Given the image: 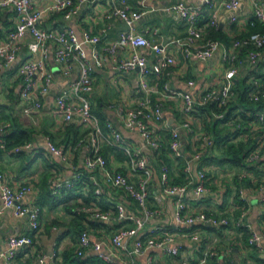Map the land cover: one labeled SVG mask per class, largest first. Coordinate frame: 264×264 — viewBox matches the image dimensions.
Wrapping results in <instances>:
<instances>
[{
    "label": "built area",
    "instance_id": "2783aa9c",
    "mask_svg": "<svg viewBox=\"0 0 264 264\" xmlns=\"http://www.w3.org/2000/svg\"><path fill=\"white\" fill-rule=\"evenodd\" d=\"M35 1L0 0V12L11 7L16 14L14 26L7 30L4 38H0V73L6 66L20 59L16 71V76L21 80L18 105L25 115H30L41 107L40 98L49 93L54 81V68L66 80L54 98L62 126L78 124L85 128V132L66 146L55 145L50 140L47 146L52 154L64 162H70V158L83 149V168H75L72 176L65 180L50 179L49 182H53L50 188L52 196L60 198L78 187H82L85 193L92 192L88 202H78L72 210L84 213L93 222H118L119 227L110 241L130 256L151 248H159L168 256H174L183 245L182 242H177V238L189 237L193 241L200 239L198 233L183 231V227L195 224L215 227L229 225L231 220L226 216L216 217L203 211L186 213L184 195L191 184L197 196L207 191V168L201 165L193 174V164L210 154L213 139L202 130V125L194 126L198 121L197 117H204L198 112L197 106L214 104L218 109L210 111V114L217 120L222 119L227 104L235 99L233 87L242 74L243 62L246 61L248 66H252L264 52V31L233 36L228 41L203 37L200 21L204 8L211 10L204 27L217 28L218 9L235 10L239 0H198L195 5L178 1L166 7L167 11L175 13L185 23V34L172 36L170 39V42L182 50L185 58L210 59L217 51L220 52L219 81L196 95L191 91L176 89L168 79H162L163 72L175 64V56L166 43L155 42L133 29V24L142 13L126 4H118L119 1L124 3V0L112 1L103 14L105 23L97 33L89 29L77 31L69 26L57 28L53 26V20L52 23L48 22L55 13L71 16L85 0H51L42 7L35 6ZM138 1L142 4L145 0ZM115 20L125 22L129 29L120 31L115 38L110 39V29ZM228 22L241 24L240 18L235 14L230 16ZM245 23L251 27L256 23L264 24V0H252V17ZM27 33L29 39L25 42ZM152 33L157 35L158 28H154ZM99 43H103L102 49L110 54L128 50V55L120 58L115 68L119 71L136 72V99L132 106L119 104L116 114L126 130L136 132L141 137L142 144L132 142L109 120H105L106 132H103L97 116L92 112L88 98L93 89L91 74L103 64L97 48ZM86 46L89 47L88 51ZM139 48L144 51L140 52ZM25 53L27 55L23 56ZM247 83V99L260 102L262 107L254 112L244 110L246 115H254L255 118L247 124H238L237 127L245 129L246 134H258L257 141L252 145L245 161L248 164L263 162L264 165V77L250 74ZM187 84L193 86L195 81L188 79ZM169 102H175L176 110L181 116L175 126H170L165 118V106ZM239 110L243 111L241 108ZM9 127L8 121H0L2 149H6L4 136ZM181 132L191 134L197 142L195 150L185 151ZM163 142H166L169 154L174 160L185 161L182 172L187 179L182 184H172L169 182V166H159L162 191L174 199L175 225L170 228L162 224L148 225V220L160 212L159 207L150 204L149 196L156 174L154 157ZM27 146L28 143L17 145L13 149L19 151ZM104 147H109L123 157L127 172L109 164V159L102 152ZM30 190L29 184L11 186L0 172V215L5 209L11 208L17 216L27 215L31 228L37 230L40 208L20 203L24 194ZM258 190L261 201H264V178L259 182ZM112 192H120L125 198L124 201L115 200L110 194ZM238 197L242 206L232 223L247 229L250 232L248 244L259 247L264 236L245 221L247 197L242 188H239ZM130 205L134 210H128ZM31 244V236H11L7 240L8 249L0 251V259L4 264H13L16 248ZM90 246L100 259L110 263L113 261L109 253L103 252L102 241H91L88 231L82 230L78 238L77 255H82L83 249ZM214 254L213 251L204 250L196 261L184 259L180 264H206ZM42 261L43 257L38 264ZM147 264H153V261L149 259ZM227 264L237 263L230 260Z\"/></svg>",
    "mask_w": 264,
    "mask_h": 264
},
{
    "label": "crops",
    "instance_id": "0c3cea01",
    "mask_svg": "<svg viewBox=\"0 0 264 264\" xmlns=\"http://www.w3.org/2000/svg\"><path fill=\"white\" fill-rule=\"evenodd\" d=\"M50 1L36 0L35 6L42 7ZM112 1L85 0L79 4L76 13L71 16L65 17L62 13H55L48 22L52 23L53 20V26L57 28L69 26L77 31L89 29L97 33L105 23L103 14ZM178 1H184L191 5L198 3V0H145L142 4L138 0L117 2L139 9L142 14L133 24V29L155 42L166 43L168 49L175 56V64L163 72L162 79H168L171 86L176 89L191 91L196 95L204 88L219 81L220 52L217 51L214 57L210 59H187L182 50L170 42L172 36H182L186 31L184 21L166 9L167 6ZM233 14L240 18L241 24H229V18ZM210 15L211 10L205 7L200 21L204 38H206V31L211 29V27H204ZM217 16V28L221 29L229 39L233 36L248 34L257 26L264 27V24L261 23H256L252 27L245 23L247 19L252 17V0H239L235 10L219 8ZM15 21L16 14L13 8L9 7L0 12V38H4L7 30L14 26ZM121 23L120 20H115L114 26L110 29V39L119 34ZM154 28H158L157 35L152 33ZM28 39L27 33L25 42ZM102 45L103 43H99L97 48L103 59V64L92 72L93 89L88 94L92 112L97 116L103 132H106L105 120H109L132 142L142 144L141 137L136 132L126 130L116 114V107L119 104L132 106L136 99V72L119 71L115 68L116 62L128 55V50L110 54L102 49ZM86 49L88 51L89 47L86 46ZM24 50L26 52V48ZM139 51L143 52L144 49L139 48ZM26 53L23 56L27 55ZM19 61L20 59H16L0 73V121H8L12 125L20 124L30 130V137L26 142L28 146L19 151H15L14 147L12 149L0 147V172L4 174L6 181L13 187L31 185V190L24 194L20 203L25 206H38L40 216L39 228L35 230L31 228L27 215L17 216L11 208L5 209L0 215V251L8 249L7 240L11 236L28 235L33 238V244L16 248L13 264H38L41 257H43V261L40 264H147L149 259L153 261V264H180L184 259L196 261L204 250L215 253L206 264H227L230 260H234L237 264H264V238H261L259 247L248 246L243 238V230L232 223L241 208L238 191L239 188H242L247 197L245 221L253 230L264 236V201H261L258 190V184L264 178L263 162L249 163L246 168L230 167L226 163L227 167L235 169L232 178L229 180L223 176L220 178L217 176V168H222V164L203 160L193 164V174H195L194 170L201 165L207 168V191L197 196L194 193L193 185L189 186L184 195L186 213L203 211L216 217L226 216L231 222L227 226L220 227L207 225L209 228H204L199 226L200 224L183 227V231L198 233L200 239L193 241L189 237L177 238V242H182L183 245L179 253L174 255V260L166 259L168 255L159 248H151L141 254L130 256L114 246L110 239L119 227L118 222L86 223L81 220V229L74 233L78 225L73 221L69 210L72 206L73 209L78 202L90 199L92 192L85 193L82 187H78V189L69 191L60 198L53 197L50 193L53 182H49V180H65L72 176L75 168L82 169L84 150H79L70 158V162H64L48 150L47 142L50 140L55 145L66 146L72 140L64 142L65 137L73 136L75 129L78 131V137L85 132V128L78 124L62 126L61 116L57 112L54 98L66 80L60 76L58 71L55 72L49 93L40 98L41 107L30 115L22 113L18 105L21 80L16 76ZM253 69H261V72H264V52L256 64L252 66H248L246 61L243 62L242 74L249 76ZM188 79H193L195 84L189 86L187 84ZM164 114L170 126H175L181 119L176 110L175 102H169L165 106ZM197 118L198 121L195 122L194 126L201 127L203 118L200 116ZM181 137L185 149V141L187 144L188 136L181 132ZM185 151L191 152L192 150L186 149ZM102 152L109 159V164L113 168L127 172L126 162L118 152H114L109 147H104ZM181 160L171 159L169 181H179V183L171 182L172 184H182L187 180L182 172L185 161L182 160V165H178ZM155 168L156 174L150 187L149 198L150 204L153 207H159L160 212L148 220V225L162 224L170 228L175 225L174 199L162 191L157 164ZM44 183L47 186V191L49 189L50 200H56L55 205H52V200L44 201L46 193ZM110 194L115 200L124 201L125 199L120 192ZM130 207L131 205L128 210H134L133 206ZM82 230L88 231L91 241H102V250L111 255L113 260L111 263L100 259L92 246L84 248L82 255H77L78 238ZM69 249L75 252V262H70V259H63L64 251ZM0 264H4L1 259Z\"/></svg>",
    "mask_w": 264,
    "mask_h": 264
},
{
    "label": "trees",
    "instance_id": "16d2710c",
    "mask_svg": "<svg viewBox=\"0 0 264 264\" xmlns=\"http://www.w3.org/2000/svg\"><path fill=\"white\" fill-rule=\"evenodd\" d=\"M259 24V23H258ZM264 31V27L257 26L254 30L250 31ZM206 38H212V39H220L224 41H228L229 37L225 35L221 29L218 28H211L206 31L205 34ZM259 71V72H258ZM252 74H255L260 77H264V72H261V69H253ZM248 76L241 74V76L236 81L233 90L235 91V99L230 101L227 104V110L225 113V116L222 119H215L211 114L210 111L217 110L218 108L212 104L208 103L206 105L197 106V110L199 113L203 114V126L202 130L206 132L209 136L213 139V145L210 148V154L206 157H203V161H211L216 164H223L227 163L230 167H244L246 168L248 166V163L245 161L246 156L251 149L252 145L257 141V135L258 134H246L247 131L245 129L237 127L238 124H247L251 119L255 118L254 115L248 116L244 113V110H250L251 112L259 110L262 105L260 102H251L246 97V92L248 89ZM239 108H241L243 111H240ZM231 121L230 123H228ZM9 131L5 133V147L7 149L12 147H15L17 145H23L27 142V140L30 137V130L27 128L22 127L20 124L15 123V125L10 124ZM224 125L223 127H221ZM77 130H74L73 136H70V138L65 137L64 142H74L75 138L77 137ZM83 134V133H82ZM81 134V135H82ZM187 137V144L185 141V150L193 151L197 148V142L194 141L191 134L186 133ZM190 135V136H189ZM241 137L239 140L230 141L233 138ZM167 137V136H166ZM216 150H220V153H216ZM171 159H173L169 154V148L166 144V142H163L160 148V151L156 154L154 157L153 165L161 164H167L169 167L171 165ZM183 160V159H182ZM179 161L178 165L181 166L183 161ZM156 169V168H155ZM184 181V180H183ZM180 181V182H183ZM170 182V181H169ZM172 183H179L176 181H171ZM170 182V183H171ZM45 186V199L44 201H51L50 200V193L49 189L47 191L46 184ZM44 198V196H43ZM239 199V198H238ZM90 199H85L86 202H88ZM240 202V201H239ZM42 203V202H41ZM56 200H52V205H55ZM241 204V202H240ZM42 205V204H41ZM242 206V205H241ZM73 207V206H72ZM69 210V212L72 214V219L74 222L77 223L78 228L76 231L74 230V233L78 232L81 228L80 221L83 220L86 223H96L89 219H87L86 215L84 213H77L75 211ZM199 226L204 228H209L207 224H200ZM195 227V226H194ZM241 230H243V238L246 241V244L248 246H251L248 244V238L250 235V232H247V229L239 227ZM75 252L69 250L64 251L63 253V259H70V262H75Z\"/></svg>",
    "mask_w": 264,
    "mask_h": 264
},
{
    "label": "rangeland",
    "instance_id": "374dc122",
    "mask_svg": "<svg viewBox=\"0 0 264 264\" xmlns=\"http://www.w3.org/2000/svg\"><path fill=\"white\" fill-rule=\"evenodd\" d=\"M241 137H236V138H233V139H231L230 141H236V140H239ZM216 153H219V154H221L220 153V150H216L215 151ZM228 165L226 164V163H223L222 165H221V167L223 168H217V176H218V178H220V177H222L223 176V178H226V179H231L232 178V176H233V174H234V170L235 169H232V168H230V167H227ZM166 259H169V260H174V256H167L166 257Z\"/></svg>",
    "mask_w": 264,
    "mask_h": 264
},
{
    "label": "water",
    "instance_id": "95a60500",
    "mask_svg": "<svg viewBox=\"0 0 264 264\" xmlns=\"http://www.w3.org/2000/svg\"><path fill=\"white\" fill-rule=\"evenodd\" d=\"M119 29H120L121 31H126V30L129 29V25H127L125 22H122L121 25H120V27H119ZM53 71H54V72H57L58 69H57V68H54Z\"/></svg>",
    "mask_w": 264,
    "mask_h": 264
}]
</instances>
